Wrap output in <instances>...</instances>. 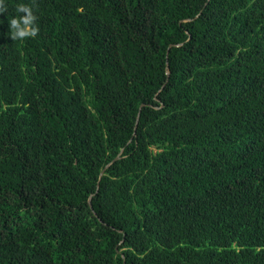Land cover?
Wrapping results in <instances>:
<instances>
[{
    "label": "trees",
    "instance_id": "16d2710c",
    "mask_svg": "<svg viewBox=\"0 0 264 264\" xmlns=\"http://www.w3.org/2000/svg\"><path fill=\"white\" fill-rule=\"evenodd\" d=\"M0 7V264H264V0Z\"/></svg>",
    "mask_w": 264,
    "mask_h": 264
},
{
    "label": "clouds",
    "instance_id": "9594fccd",
    "mask_svg": "<svg viewBox=\"0 0 264 264\" xmlns=\"http://www.w3.org/2000/svg\"><path fill=\"white\" fill-rule=\"evenodd\" d=\"M3 4V0H0V5ZM4 9L0 7V11ZM17 12H24L26 15L21 16L19 18H12L11 20V28H12V36L14 39L16 38H24L26 36H34L37 32L36 27H30L32 25L33 20L35 19L34 15L31 12V9L24 4H20L17 7Z\"/></svg>",
    "mask_w": 264,
    "mask_h": 264
},
{
    "label": "water",
    "instance_id": "95a60500",
    "mask_svg": "<svg viewBox=\"0 0 264 264\" xmlns=\"http://www.w3.org/2000/svg\"><path fill=\"white\" fill-rule=\"evenodd\" d=\"M171 46V45H170ZM169 50V49H168ZM142 106V105H141Z\"/></svg>",
    "mask_w": 264,
    "mask_h": 264
}]
</instances>
